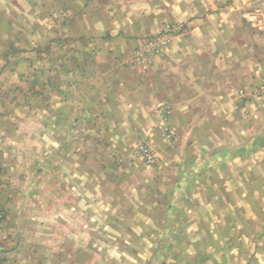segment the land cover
Wrapping results in <instances>:
<instances>
[{
    "label": "crops",
    "instance_id": "obj_1",
    "mask_svg": "<svg viewBox=\"0 0 264 264\" xmlns=\"http://www.w3.org/2000/svg\"><path fill=\"white\" fill-rule=\"evenodd\" d=\"M263 83L264 0H0V262L264 264Z\"/></svg>",
    "mask_w": 264,
    "mask_h": 264
},
{
    "label": "rangeland",
    "instance_id": "obj_2",
    "mask_svg": "<svg viewBox=\"0 0 264 264\" xmlns=\"http://www.w3.org/2000/svg\"><path fill=\"white\" fill-rule=\"evenodd\" d=\"M261 92H263V89L260 87L259 89H257L256 91H255V95H260V93ZM148 154L152 157L151 159L149 158V156L148 155H146V156H148L147 157V162L150 164V163H154V162H157L158 161V156L156 155V153H154V152H148ZM122 169L125 171V169L126 168H124V167H119V176L120 177H124L123 176V174H121L122 173ZM118 171V170H117ZM116 171V172H117ZM110 172V169H109V171H107V173H109ZM104 173H106V172H104ZM118 173V172H117ZM149 175H150V173H146V175H142V177H149ZM125 178V177H124ZM137 178H141V176H138ZM46 179V175H43L41 178H40V180H41V182H42V187H44V188H46L47 189V185H45L44 186V180ZM39 180V181H40ZM119 186V185H118ZM124 186V185H123ZM52 189V188H51ZM132 187H130V186H124V187H122V188H120V191L121 192H126V191H133V192H136V190L135 189H133ZM124 190V191H123ZM47 191H49L48 189H47ZM48 193V192H47ZM130 193V192H129ZM173 201V200H172ZM175 201V200H174ZM107 202V200L105 201H103V203H104V206H107V207H109L110 205L109 204H107V205H105V203ZM174 204L175 203H173V206H174ZM174 207H177V210L178 211H180V210H182V208H183V206L182 205H175ZM171 234V233H170Z\"/></svg>",
    "mask_w": 264,
    "mask_h": 264
},
{
    "label": "built area",
    "instance_id": "obj_3",
    "mask_svg": "<svg viewBox=\"0 0 264 264\" xmlns=\"http://www.w3.org/2000/svg\"><path fill=\"white\" fill-rule=\"evenodd\" d=\"M261 88L264 89V83L261 85ZM148 154V153H147ZM149 158L151 159L152 157L148 154ZM5 219V213L2 208H0V227L2 225V222ZM0 264H6L5 262H0Z\"/></svg>",
    "mask_w": 264,
    "mask_h": 264
}]
</instances>
